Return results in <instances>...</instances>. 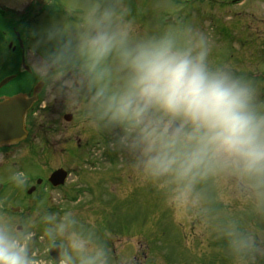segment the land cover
Returning <instances> with one entry per match:
<instances>
[{
    "label": "clouds",
    "instance_id": "clouds-1",
    "mask_svg": "<svg viewBox=\"0 0 264 264\" xmlns=\"http://www.w3.org/2000/svg\"><path fill=\"white\" fill-rule=\"evenodd\" d=\"M31 29L32 73L77 118L110 136L132 185L150 186L173 216L206 215L209 190L226 187L254 222L216 226L230 264H264V96L217 61L210 38L180 23L141 33L129 0H43ZM13 179L21 183L20 174ZM0 204V264H113L109 233L71 207L42 206L18 224ZM43 225L48 255L34 251Z\"/></svg>",
    "mask_w": 264,
    "mask_h": 264
},
{
    "label": "rangeland",
    "instance_id": "rangeland-1",
    "mask_svg": "<svg viewBox=\"0 0 264 264\" xmlns=\"http://www.w3.org/2000/svg\"><path fill=\"white\" fill-rule=\"evenodd\" d=\"M211 5L210 0H129L131 14L141 33H157L175 26L178 21L190 24L210 38L217 61L230 63L238 73L253 78L264 96V54L231 52L226 34L215 27L213 18L217 13ZM45 14L46 8H43L33 16L31 29L45 19ZM223 23L226 25L227 20ZM72 103L67 104L64 111L70 108L78 116L77 105ZM109 141L107 133L100 147H74V153L55 147V160L49 153L41 156L44 162L50 161L49 169L62 164L67 168L82 165L80 179L75 180L76 173L69 178L71 186H79L73 190L69 186L57 191L47 190L41 202H35L34 210L28 208L29 211L23 213L22 223L42 206L49 210L71 207L82 218H93L99 231L109 233L113 264H230L216 226L227 219H236L241 224L254 222L248 209L235 198L226 204L231 195L226 187L212 188L206 215L173 216L150 186L132 185L126 159L109 148ZM25 148L30 160L24 172L45 171L38 165L31 171V164L39 158L32 147ZM34 226L42 236L34 244V250L41 253L40 256L48 255L43 225Z\"/></svg>",
    "mask_w": 264,
    "mask_h": 264
},
{
    "label": "flooded vegetation",
    "instance_id": "flooded-vegetation-1",
    "mask_svg": "<svg viewBox=\"0 0 264 264\" xmlns=\"http://www.w3.org/2000/svg\"><path fill=\"white\" fill-rule=\"evenodd\" d=\"M59 2L64 4L70 0H59ZM38 3L44 2L37 0L24 11H14L0 4V84H2L0 85V107L10 110V100L7 99L21 96L19 108L22 111V94L30 99V105L25 114L28 137L18 144L0 146V204L6 205L5 210L15 218L18 224H24L22 223L24 212L29 209L34 210L36 201L41 202L43 199L41 196L45 195L44 190L57 191L64 186L74 188L70 185L71 182L53 188L48 182L50 172L58 167H64L71 173V169L62 164L49 170L50 161L46 159L44 162L41 156L49 153L55 160V147H63V149L60 148L61 151L65 150L67 153H74V147H90L91 145L96 147L95 145L101 144L107 134L88 128L77 118L75 111H70V108L64 111L67 104L72 101L55 97L54 93L30 70L26 56L32 25L29 19ZM212 3V9H215L217 13L214 17L216 23L227 20L224 28L228 49L231 52L245 55L264 54V0H213ZM240 45L244 47L241 48ZM61 104L65 106L61 108ZM66 116H70L69 120ZM17 118L22 119V112L17 115ZM25 147H32L37 151L36 156L39 159L36 158L31 167L38 165L46 168L42 176L35 177L33 174L27 175V172H24L26 162L30 160L29 156H26ZM77 168L80 167L77 166ZM16 173L20 174L21 183L19 184L11 179ZM77 179H79L78 176ZM17 188L18 191L14 195ZM33 232L35 244L42 236L35 226H33ZM34 251L36 255H41L36 249Z\"/></svg>",
    "mask_w": 264,
    "mask_h": 264
},
{
    "label": "water",
    "instance_id": "water-1",
    "mask_svg": "<svg viewBox=\"0 0 264 264\" xmlns=\"http://www.w3.org/2000/svg\"><path fill=\"white\" fill-rule=\"evenodd\" d=\"M34 0H0V4L10 7L11 9L15 10H23L27 8ZM17 99H12L11 102H14L12 106H10V110L7 111L0 107V139H7L10 141L18 142L21 136V133L18 131L14 134L8 135L7 129L10 127L11 131H14L15 129H18L20 126L18 125L17 115H20L22 112V119L18 120L19 122L22 121V139L26 136V130H25V124H24V113H25V106L22 105V111L18 110V106L20 102H16ZM22 98V102H23ZM9 123V124H8ZM10 136V137H9ZM66 172H64L63 169H58L54 171L50 177V181L54 185H59L64 183L66 179ZM17 192V190L14 192V194Z\"/></svg>",
    "mask_w": 264,
    "mask_h": 264
}]
</instances>
